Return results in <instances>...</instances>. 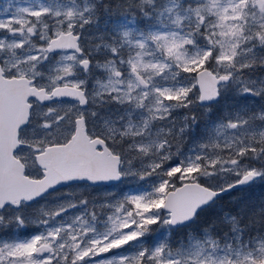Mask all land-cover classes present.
<instances>
[{
  "label": "snow or ice",
  "instance_id": "snow-or-ice-1",
  "mask_svg": "<svg viewBox=\"0 0 264 264\" xmlns=\"http://www.w3.org/2000/svg\"><path fill=\"white\" fill-rule=\"evenodd\" d=\"M264 0L0 2V264H264Z\"/></svg>",
  "mask_w": 264,
  "mask_h": 264
},
{
  "label": "trees",
  "instance_id": "trees-1",
  "mask_svg": "<svg viewBox=\"0 0 264 264\" xmlns=\"http://www.w3.org/2000/svg\"><path fill=\"white\" fill-rule=\"evenodd\" d=\"M262 192H264V189H262V188H257V189H255V191H254V195L257 196V197H259V196L261 195Z\"/></svg>",
  "mask_w": 264,
  "mask_h": 264
},
{
  "label": "rangeland",
  "instance_id": "rangeland-1",
  "mask_svg": "<svg viewBox=\"0 0 264 264\" xmlns=\"http://www.w3.org/2000/svg\"><path fill=\"white\" fill-rule=\"evenodd\" d=\"M0 2H2V0H0Z\"/></svg>",
  "mask_w": 264,
  "mask_h": 264
}]
</instances>
